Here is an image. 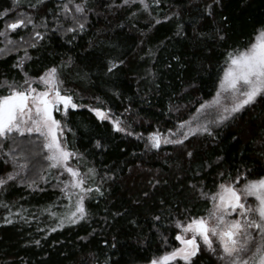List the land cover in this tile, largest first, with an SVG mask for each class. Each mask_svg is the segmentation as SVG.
<instances>
[{
	"label": "trees",
	"instance_id": "16d2710c",
	"mask_svg": "<svg viewBox=\"0 0 264 264\" xmlns=\"http://www.w3.org/2000/svg\"><path fill=\"white\" fill-rule=\"evenodd\" d=\"M60 2L45 0L37 10L28 7L35 0H22L20 8L0 19V30L5 20L19 12H31L38 25L45 15L49 22L48 30L38 28L46 36L35 48L19 40L21 36L28 40L31 25L9 32L14 44L0 37V48L8 49L0 53V83H22L25 72L38 77L71 58L62 74L64 87L73 91L76 102L111 109L132 134L114 131L90 107L70 109L66 118L54 113L66 121L69 147L82 154L81 171L96 170L90 186H99L103 193L93 191L86 200L87 221L62 228L49 211H64L66 199L44 171L47 162L31 155L38 149L25 141L22 146L29 153V168L0 188V204L8 205L0 206V264H148L165 250L179 246L176 220L205 214L210 203L200 198L198 190L216 191L219 173L227 177L251 169L250 178L264 175L260 155L264 152V101L212 127L214 135L197 133L183 144L145 147L151 132L174 129L214 96L226 51L243 46L254 28L264 23V0H221L213 5L211 16L206 11L211 0H160L159 5L148 0L150 14L138 0L119 8L109 7L112 0H89L88 7L94 11L88 14L85 31L72 43L63 32L51 30L55 24L48 10ZM13 8V0H0V12ZM166 16L170 19L165 20ZM222 17H228L227 21ZM217 28L222 29L224 41L199 35H214ZM25 49L30 58H25ZM110 59L124 63L108 73L105 65ZM18 63L23 67H16ZM4 92L0 89V94ZM6 151L7 146L0 151V176L15 175ZM41 175L47 183L40 180ZM32 180L36 186L28 187ZM157 215L161 216L158 222L153 220ZM6 219L12 223H5ZM163 237H167L166 244ZM196 264L219 261L204 251Z\"/></svg>",
	"mask_w": 264,
	"mask_h": 264
},
{
	"label": "snow or ice",
	"instance_id": "6c2138e0",
	"mask_svg": "<svg viewBox=\"0 0 264 264\" xmlns=\"http://www.w3.org/2000/svg\"><path fill=\"white\" fill-rule=\"evenodd\" d=\"M136 2L137 0H121V3L117 4L116 0H112L109 7L119 8ZM138 2L143 10L150 14L148 0H138ZM44 3L45 0H35V3H29L28 7L38 10ZM88 3L89 0H61L54 10H48L55 24V28L51 30L63 32L67 42L72 43L79 33L85 31L89 20L88 14L94 11L88 7ZM153 3L159 5L160 0H153ZM21 4L22 0H13L14 8L0 12V19L20 8ZM214 4H221V0H211V3L206 5L209 16L213 15ZM174 15L178 16L179 13ZM164 19L170 17L166 16ZM222 19L227 21L228 17ZM160 22V20L155 21L157 24ZM29 25L32 26L28 38L31 43L23 36L19 40L35 48L37 42L44 40L46 36V31L42 32L38 28L49 29L46 15L40 18L38 25L31 12H19L14 18L5 20L4 27L0 30V37H4L7 44H14L15 41L10 37L9 32L27 28ZM179 34L177 32V35ZM199 35L212 41L226 39L221 28H217L214 35L202 32ZM92 46L93 42L90 41L89 47ZM7 50L0 48V53ZM25 58H30L26 49ZM71 63L72 60L69 58L58 66L47 68L38 77H30L25 72L22 83L7 80L0 83V89L5 90L4 94H0V151L7 146L5 155L13 162L15 172V175L8 173L0 176V188L6 187L9 181H15L20 172L29 168V153L22 146L27 141L29 146L38 149L31 152V155L41 156L47 162L44 171L49 175L51 172L48 170L57 172L55 177L58 181L57 187H60L62 196L68 201L64 206L66 211L63 214L48 209L45 211H49V215L57 218V227L60 228L65 226V222L76 225L81 221H87L90 213L86 200L92 198L93 191L103 195L99 186L95 189L90 186L95 182L97 175L95 168H88L86 172L81 171L79 158L82 154L69 147L65 137L66 121L57 119L54 115L60 112L66 118L70 109L90 107L77 103L73 91L64 87L62 69L70 66ZM123 63L122 59L108 60L105 65L107 72L112 73L119 64ZM224 64L216 95L211 101L201 103L197 109L201 112L215 107L218 112L215 119L204 124L196 123L193 127L194 121L199 118L192 117L178 122L177 126L168 129L166 134L159 130L153 131L148 135L146 148L159 149L162 144H183L190 135L197 133L214 135L212 129L208 127L209 123L220 125L234 114L264 101V23L254 28L243 46H236L226 51ZM16 67L22 68L23 65L18 63ZM90 111L99 121H109L114 131L132 134L128 126H125L124 120L113 114L111 109L90 107ZM186 127L187 131L184 130ZM67 130L72 131L70 128ZM8 141H11V145H8ZM96 144L100 147L99 141ZM187 155L191 156L192 153L189 152ZM260 155L264 158V152ZM74 159L77 161L76 166L72 163ZM252 171L237 170L235 176L229 173L227 177L221 172L219 173L221 182L216 185V191L209 193L202 189L198 190L200 198L210 203L211 207L205 210L204 215L176 220L175 227L179 231L175 234V240L179 242V246L172 247L170 251L165 250L163 254L150 259L148 264H196L199 255L204 251L214 255L219 264H264V175L250 178ZM65 173L69 178L61 180L60 177ZM40 180L47 183L44 175L40 176ZM34 186L36 181L32 180L28 187ZM191 187L197 190L195 184ZM148 195L147 192L144 193L145 197ZM249 198H254V202H250ZM161 204H164L163 200ZM0 206L8 207L6 204ZM9 214L11 215V212ZM153 220L158 222L161 216H154ZM5 223L12 221L6 219ZM52 231H56V228ZM163 240L166 244L167 237H163ZM36 243L39 244V241Z\"/></svg>",
	"mask_w": 264,
	"mask_h": 264
},
{
	"label": "rangeland",
	"instance_id": "374dc122",
	"mask_svg": "<svg viewBox=\"0 0 264 264\" xmlns=\"http://www.w3.org/2000/svg\"><path fill=\"white\" fill-rule=\"evenodd\" d=\"M33 86H36V85H33ZM218 87H219V85H218ZM218 87H217V89H218ZM215 95H216V92H215L214 96H215ZM214 96H213V97H214ZM213 97H212L210 100H208V101H211V100L213 99ZM197 109H199V107H198ZM217 114H218V112H217V109H216L215 107H213V108H208V109H205V110H202L201 112H198V111L196 110L190 118H192V117H198L199 119H198V120H195L192 126L194 127L196 123H200V124L207 123V121L215 119V117L217 116ZM190 118H188V119H186V120H189ZM216 126H218V125H216V124H211V123L208 124V127H210V128H212V127H216ZM184 130L187 131V127H186ZM166 133H167V131L165 132V134H166ZM147 138H148V137H147ZM166 145H168V144H162L161 147L166 146ZM72 163H73V162H72ZM73 166H76V165L73 163ZM48 171L51 172V174H50V175L48 174V176H49L50 178H52V180H54V181L58 184V181H57V179L55 178V177L57 176V172H56V170H48ZM68 178H69V177H68V175H67L66 173H65L63 176L60 177L61 180H66V179H68ZM61 187H62V186H61ZM59 189H60V187H59ZM216 190H217V189H216ZM60 191H61V190H60ZM249 201H250V202H254V198H249ZM67 204H68V201H67V199H66V205H67ZM210 207H211V205H210ZM65 211H66V209H64V211H61V213H59V214H63ZM66 224H67V222H65V225H66Z\"/></svg>",
	"mask_w": 264,
	"mask_h": 264
}]
</instances>
